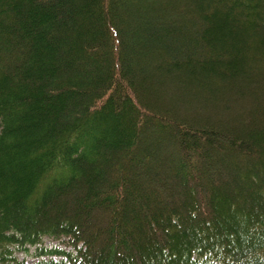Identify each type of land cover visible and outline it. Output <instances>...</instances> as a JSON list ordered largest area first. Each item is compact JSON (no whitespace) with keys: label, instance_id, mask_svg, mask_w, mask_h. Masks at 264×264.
<instances>
[{"label":"trees","instance_id":"trees-1","mask_svg":"<svg viewBox=\"0 0 264 264\" xmlns=\"http://www.w3.org/2000/svg\"><path fill=\"white\" fill-rule=\"evenodd\" d=\"M0 264H264V0H0Z\"/></svg>","mask_w":264,"mask_h":264},{"label":"rangeland","instance_id":"rangeland-1","mask_svg":"<svg viewBox=\"0 0 264 264\" xmlns=\"http://www.w3.org/2000/svg\"><path fill=\"white\" fill-rule=\"evenodd\" d=\"M51 241L50 240H47L46 241V244H49ZM52 242H57L56 240L55 241H52ZM21 257L23 258L24 257V255H21ZM34 260V258H32V257H28V261H33Z\"/></svg>","mask_w":264,"mask_h":264}]
</instances>
